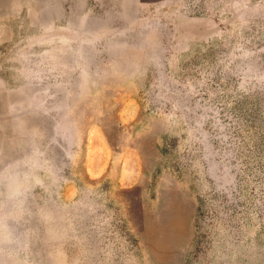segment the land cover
Wrapping results in <instances>:
<instances>
[{"label": "rangeland", "instance_id": "1", "mask_svg": "<svg viewBox=\"0 0 264 264\" xmlns=\"http://www.w3.org/2000/svg\"><path fill=\"white\" fill-rule=\"evenodd\" d=\"M0 264H264V0H0Z\"/></svg>", "mask_w": 264, "mask_h": 264}]
</instances>
